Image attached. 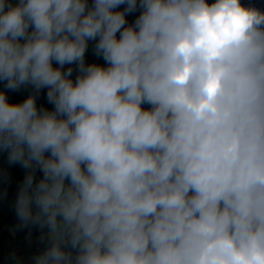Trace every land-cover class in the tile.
Returning <instances> with one entry per match:
<instances>
[{
  "label": "clouds",
  "instance_id": "obj_1",
  "mask_svg": "<svg viewBox=\"0 0 264 264\" xmlns=\"http://www.w3.org/2000/svg\"><path fill=\"white\" fill-rule=\"evenodd\" d=\"M0 80L34 89L0 91V149L27 170L17 218L52 241L35 264H264V11L0 0Z\"/></svg>",
  "mask_w": 264,
  "mask_h": 264
},
{
  "label": "trees",
  "instance_id": "obj_2",
  "mask_svg": "<svg viewBox=\"0 0 264 264\" xmlns=\"http://www.w3.org/2000/svg\"><path fill=\"white\" fill-rule=\"evenodd\" d=\"M11 2L15 5L18 3V0H11ZM207 3L211 4L214 3L215 0H206ZM137 3L139 5V0H137ZM242 5L244 6H253L256 7L257 9L264 11V0H241ZM89 6L92 4V0H88ZM126 5H121L116 11H123ZM142 9L137 7V10L135 12H132L130 14L126 15V21L127 25H131L134 23V21L137 19V17L141 14ZM31 30V28H30ZM119 37V33L117 34ZM95 43L96 41H89L88 43V48L85 53V64H98L104 67H107V62L103 59L101 56H97L95 54L94 48H95ZM53 66L54 67H59V65L53 61ZM69 67L73 69L71 79L75 82L76 77L79 75V71L77 68L76 64H71V65H64L63 70H67ZM7 82L4 80H0V91L4 92L7 96L8 102L9 103H21L23 102L26 98H28L29 95H32L34 93V89L31 85H25L22 86L19 90L17 91H12L6 87ZM47 88L41 89L40 92L36 95V104L37 107H44L47 110L51 111L54 109V105L49 103L47 100ZM143 108L147 109L150 106L147 104L142 105ZM9 152L10 150L6 149H0V210L3 208V206L6 204L7 199L9 197L14 198L17 197L18 190L20 185L23 182V179L27 173V170L22 167L20 163H9ZM47 155V153H46ZM43 176V173L37 169L36 175H35V180L38 182ZM68 181H66L67 183ZM34 207V205H33ZM16 218V217H15ZM14 218V219H15ZM14 226L15 221H14ZM28 227H32L35 234H44L48 233V229L41 228L39 225L36 224H28L27 226L23 227L24 230ZM18 228V227H16ZM22 230L18 228V234H21ZM52 241H43L41 243V248L43 251H45L50 245Z\"/></svg>",
  "mask_w": 264,
  "mask_h": 264
},
{
  "label": "crops",
  "instance_id": "obj_3",
  "mask_svg": "<svg viewBox=\"0 0 264 264\" xmlns=\"http://www.w3.org/2000/svg\"><path fill=\"white\" fill-rule=\"evenodd\" d=\"M14 221L15 225L14 226ZM18 227L20 230H22L23 226L19 223L18 218H15L12 222V227L9 225L4 227L0 226V264H10V257L17 255L18 261H24L27 262V264H35V257L40 255L43 252V249L41 248V244H37L34 247V250L39 252H28V249L30 248L29 242H25V234H18ZM32 231L34 232L32 227L26 228V231ZM35 233V232H34ZM33 236V235H31ZM43 242V241H42ZM41 242V243H42ZM21 253H27V254H33L34 257L29 256L27 259L23 258Z\"/></svg>",
  "mask_w": 264,
  "mask_h": 264
},
{
  "label": "rangeland",
  "instance_id": "obj_4",
  "mask_svg": "<svg viewBox=\"0 0 264 264\" xmlns=\"http://www.w3.org/2000/svg\"><path fill=\"white\" fill-rule=\"evenodd\" d=\"M15 200L16 197L11 198L9 197L7 199L6 204L3 206V208L0 210V226L6 227V226H10L12 227V222L14 220V218H17L16 215V211H15ZM19 221V219H18ZM19 223L21 224V222L19 221ZM25 234V242H29L30 244V248L28 249V252H39L34 250L35 245L37 244H41L42 241H51V238L49 237L48 233H44V234H35L34 232L30 231H26V229L24 230V228H22V233L21 234ZM33 235V236H31ZM3 235H1L0 237H2ZM20 255L23 256V258L27 259V257L29 256H33V254H27V253H21ZM17 255L11 256L10 257V264H27V262L24 261H18V258L16 257Z\"/></svg>",
  "mask_w": 264,
  "mask_h": 264
}]
</instances>
